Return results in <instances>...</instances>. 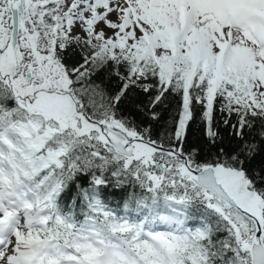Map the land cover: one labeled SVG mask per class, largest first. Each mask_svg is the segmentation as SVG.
<instances>
[{
  "label": "snow or ice",
  "instance_id": "obj_1",
  "mask_svg": "<svg viewBox=\"0 0 264 264\" xmlns=\"http://www.w3.org/2000/svg\"><path fill=\"white\" fill-rule=\"evenodd\" d=\"M0 264H264V0H0Z\"/></svg>",
  "mask_w": 264,
  "mask_h": 264
}]
</instances>
